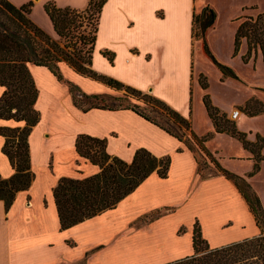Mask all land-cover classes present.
<instances>
[{"label":"crops","instance_id":"1","mask_svg":"<svg viewBox=\"0 0 264 264\" xmlns=\"http://www.w3.org/2000/svg\"><path fill=\"white\" fill-rule=\"evenodd\" d=\"M9 1L15 6L32 2L30 19L54 40L59 38L44 11L45 4L53 2L58 8L83 10L88 3V0H44L41 5L46 23H42L33 17V7L39 0ZM229 1L232 3L229 9L236 11L239 17L258 7L256 3L234 5L238 0ZM215 2L106 0L99 15L91 69L165 103L190 122L191 131L184 137L189 138L191 132L202 136L196 134L194 127L198 110L203 112L209 124L208 132H212L202 102L205 90L195 78L202 73L201 69L195 72L198 59L196 61L194 57L192 26L193 14L204 7L208 6L216 13ZM215 26L216 20L206 33L214 31ZM59 69L64 79L75 84L85 95H101L107 103L125 97L124 91L83 77L65 63H60ZM29 70L38 89L35 109L40 113V121L28 138L34 180L27 191L17 193L8 212L0 201V264H75L81 260L85 263L89 255L117 231L157 211L160 215L150 222L154 230L151 237L169 247L160 255L163 261L151 263L155 259L152 257L139 264H165L191 255L196 220L207 236L219 235L221 228L229 227L224 234L231 231L236 236L226 237L227 243L223 245L254 237L242 235V225L251 216L236 186L217 171L215 175L201 179L197 174V152L190 151L183 141L131 109L83 112L74 106L66 83L58 81L47 68L30 64ZM3 91L0 86V97ZM22 126V122L0 119V128ZM78 135L105 139L106 152L126 162L132 160L138 149H146L156 157L169 156L168 176L162 179L156 174L150 175L114 209L61 230L53 198L54 187L61 178L83 179L100 170L77 154L75 141ZM4 142L5 138L0 135V177L8 179L14 169L2 152ZM186 214L188 216L184 218ZM180 229H183L182 233H179ZM143 234H135V240L140 243ZM95 243L99 246L91 249Z\"/></svg>","mask_w":264,"mask_h":264},{"label":"trees","instance_id":"2","mask_svg":"<svg viewBox=\"0 0 264 264\" xmlns=\"http://www.w3.org/2000/svg\"><path fill=\"white\" fill-rule=\"evenodd\" d=\"M106 0H88L83 10L69 7L58 8L53 2L44 6L53 30L58 40L51 38L44 30L38 27L29 17L33 6L28 2L15 6L9 0H0V86L4 88L0 97V119L22 122V127L0 128V135L5 138L2 152L7 156L13 175L8 179L0 177V201L3 202L5 212L11 208L17 193L27 191L34 174L30 166V153L28 138L33 127L40 121V113L35 109L38 98V89L29 70V65L47 68L60 82L66 83L75 107L83 112L91 109H131L139 116L163 129L170 135L183 141L187 148L199 147L204 151L202 144L210 135L197 137L191 132L190 137H184L190 130L189 121L180 116L162 101L155 99L140 91L126 87L121 83L98 75L91 69L90 60L86 62L82 51L76 47L79 42L83 46L89 43L83 34L75 35L80 25L78 21L90 14L96 13V27L92 37L91 54L96 39L97 25L102 6ZM216 13L206 6L199 13L193 14L192 38L202 41L206 56L214 64L222 76L237 79L234 71L220 64L210 53L205 42L206 32L214 26ZM239 24L233 38L232 56L239 54L243 43L246 52L241 56L244 64L258 54L261 56L264 67V12L255 16L239 17ZM65 63L75 73L103 82L108 86L122 90L126 98L141 100L149 110H139V107L129 105H107L106 98L101 95H85L73 83L64 79L59 64ZM207 86H202L205 89ZM124 97V98H125ZM114 98V101L125 100ZM256 106H260L258 109ZM250 109L249 117L264 114V106L251 100L246 104ZM205 108L213 127L217 133H223L236 138L242 147L253 155V170L247 177H241L223 169L216 161L215 169L226 179L233 182L247 203L249 212L259 229V234L238 242L229 243L219 247H210L202 238L199 222L196 220L192 232L193 253L181 259L165 264H264V212L258 197L252 192L246 178H251L259 171V164L263 157L259 151L263 148V139L257 137L256 143L246 140L244 133L239 132L234 124L226 121L225 125L219 123V111L208 101ZM147 110V109H145ZM164 120V122L159 119ZM191 131V130H190ZM258 141L260 144L258 145ZM77 154L90 164L98 166L99 172L83 179L61 178L53 189V198L57 209L61 230L69 229L85 220L91 219L108 210L114 209L125 197L135 191L150 175L156 174L165 179L168 176L171 158L169 156L156 157L146 149H138L130 162L118 157L110 156L106 152V140L78 135L75 141ZM207 156L209 155L206 153ZM197 174L201 179L211 176L200 172V163L197 161ZM160 213L157 211L144 218L152 216L149 223L155 220ZM155 216V217H153ZM183 229L179 230L182 233Z\"/></svg>","mask_w":264,"mask_h":264},{"label":"rangeland","instance_id":"3","mask_svg":"<svg viewBox=\"0 0 264 264\" xmlns=\"http://www.w3.org/2000/svg\"><path fill=\"white\" fill-rule=\"evenodd\" d=\"M42 1L44 0H39V2L34 5L33 17L42 23H46L43 5H41ZM215 1L217 8L215 9L217 13L216 26L214 31L209 32L208 34L206 33L205 40L212 55H214L218 62L231 67L235 72L237 79L222 76L218 68L212 64L210 59L206 56L202 41H194V57L196 61L198 59L195 72H197L198 69H201L202 73L200 76L196 75L195 78L198 80L201 88L204 84L207 86L205 89L202 88L205 90L202 92L203 105L205 107V101H208L213 107L218 109L219 123L225 125L226 121H228L234 124V127L239 132L245 134L248 142L256 143L257 137L263 139L264 142V114L249 117L250 109L246 107V104L251 100L264 106V67L261 56L258 54L256 60L252 58L249 63L244 64L240 58L241 55H244L246 52V45L243 43L239 55L237 57H232L233 36L239 21L229 19L237 18L239 16L236 15V11H231L229 9L232 4L229 0ZM22 2H25V0H17V3ZM241 3H256L258 6L257 9H250L248 10L249 12H245L243 15L241 14V17H248L251 13L256 15L260 11L264 12V0H238L234 5ZM96 17V13H94L93 16L88 14L85 19H80L77 23L80 27L75 35L77 34V36H80L83 34L84 37H86V40H89V43L85 46L79 42L76 44V47L82 51V56L86 62L85 66H87V62L90 60L91 56V40L96 27ZM79 32L81 34H78ZM124 99L125 100L122 101L119 100L113 103H107V105H129L130 107L139 105V110H144L145 108L147 109L145 110L146 113L149 114V109L146 108L143 103L137 102L132 98ZM256 107L258 109L260 108V106ZM235 110L240 112V116L236 120H233L231 114ZM152 116H154V114ZM159 120L164 122L161 118ZM211 125L212 132H208L210 130L209 124L205 119L203 112L198 110L194 123L196 134H202L199 138L210 135L209 139L202 144L204 151L199 149V147L193 148V152H197L198 155L197 161L200 163V172L206 176H213L216 174L214 163L211 162L212 159L229 172L244 178L247 177V175L253 170V155L245 150L236 138L231 137L225 132L217 133L213 127L212 121ZM259 144L260 141H258V145ZM206 153L209 155L207 156ZM259 154L264 159V145L259 151ZM246 180L249 183L252 192L258 197L264 212V160L259 164V171L251 178H246ZM187 216L188 214H186L184 218H187ZM250 216V220L242 225L241 232L244 236H255L259 234V229L256 226L251 213ZM150 218H152V216L138 221L130 227H123L117 231L111 239L100 244L101 248L95 250L93 254L89 255L85 263L81 260L75 264H139L145 262V259H150L152 257L155 259L151 263L163 261V258H160V255L165 251L164 249L169 247V245L157 242L154 240V237H151L154 235V230L149 223ZM226 228L228 229L229 227ZM226 228H221L218 232L219 235L212 234L207 236L201 231L202 238L207 241L210 247L221 246L227 243L226 237L236 236L235 234H232L233 232L231 231L224 234ZM238 228H240V226ZM139 233H144L143 238L140 239V243L134 238V235H138ZM212 240H217V242L212 243ZM98 246L99 245L95 243L94 245H91V249Z\"/></svg>","mask_w":264,"mask_h":264},{"label":"built area","instance_id":"4","mask_svg":"<svg viewBox=\"0 0 264 264\" xmlns=\"http://www.w3.org/2000/svg\"><path fill=\"white\" fill-rule=\"evenodd\" d=\"M240 115V112L238 110H235L231 114V118L235 120Z\"/></svg>","mask_w":264,"mask_h":264}]
</instances>
